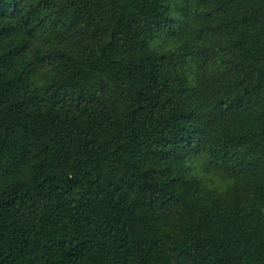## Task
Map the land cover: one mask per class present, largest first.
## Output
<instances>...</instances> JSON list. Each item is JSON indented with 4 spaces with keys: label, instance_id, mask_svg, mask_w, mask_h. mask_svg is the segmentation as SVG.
<instances>
[{
    "label": "trees",
    "instance_id": "trees-1",
    "mask_svg": "<svg viewBox=\"0 0 264 264\" xmlns=\"http://www.w3.org/2000/svg\"><path fill=\"white\" fill-rule=\"evenodd\" d=\"M0 264H264V0H0Z\"/></svg>",
    "mask_w": 264,
    "mask_h": 264
}]
</instances>
